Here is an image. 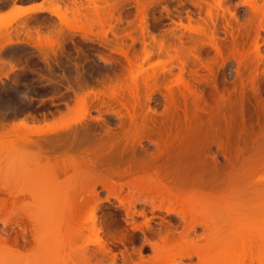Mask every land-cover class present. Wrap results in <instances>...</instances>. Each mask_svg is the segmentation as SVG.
Listing matches in <instances>:
<instances>
[{"label":"rangeland","instance_id":"374dc122","mask_svg":"<svg viewBox=\"0 0 264 264\" xmlns=\"http://www.w3.org/2000/svg\"><path fill=\"white\" fill-rule=\"evenodd\" d=\"M26 1L0 0V55L12 53L11 59H0L6 65L0 68V111L6 113L4 122L8 125L12 122L20 125L26 114H35L37 121L27 122L34 129L60 128L67 124L91 129L96 142H79L78 148L67 157L81 159L97 144L105 146L106 155H112L121 142H132L133 138L128 136L134 126L102 104L100 96L103 93L105 97L104 90L108 91L107 88L121 82L126 75L128 60L122 49L142 59L144 41L152 44L157 39V44L153 43L157 59L164 54L157 48L160 40L181 48L187 46L183 48L186 53L188 47L197 45L202 61L211 64L212 70L192 57L186 74L198 89L196 95L187 103L180 98L182 104L180 101L179 107L170 109V115L164 120L157 116L155 123L172 132L171 141L176 146L184 140L183 130L189 127L202 130L201 136L192 133L189 137L196 148L191 160L199 161L201 168L186 180L187 188L179 192L184 195L181 201L158 193L142 177L134 178L132 185L123 188L103 187L102 177L122 172L125 157L103 162L96 172L80 167L53 178L37 171V164L30 162L29 155L19 145H0V187L24 199L14 207L0 208V225L17 216L30 215L41 221L42 211L61 208L65 201L81 204L76 218L61 216L43 229L38 246L34 242L26 248L0 243V264L12 259L34 264L54 242L51 225L56 230L55 223L60 225L57 233L60 264H112L99 254L90 260L81 259L75 251L78 232L84 230L88 234L92 224L99 226L103 222L116 238H127L126 243L116 242V264H135L125 260L122 253H132L136 259L142 246L145 261L140 264H248L250 252L254 258H260L251 264H264V180L260 176L264 173V70L260 66L264 63L260 60L264 57V26L261 27V10L257 12L264 7V1L218 0L222 1L221 8L216 0H205L206 3L204 0H101L107 12L113 9V15H107L102 24L96 20L88 0H43L48 10L10 23ZM199 2L206 7H198ZM141 3L148 10L149 33L141 29L140 11L144 7ZM206 4L211 8L213 4L219 10L213 11L220 12L216 28L224 47L223 55L209 44L208 37L188 28L191 17L202 24L207 22V34L215 28L207 17ZM225 5L230 6L236 17L231 18L227 10L229 18L223 15ZM79 6L83 9L82 15L77 13ZM230 20L232 26L227 24ZM7 25L10 26L7 28ZM37 30L42 37L52 39L53 44L44 47L33 44L39 38ZM151 36L156 39L152 41ZM9 41L13 43L8 44ZM238 49L247 51L244 61L239 59ZM11 66L20 69L13 72L9 70ZM24 66L29 67L21 69ZM171 75L164 79L168 81ZM162 92H156L151 105L159 113L167 108ZM13 93L18 99L11 106H3L2 101L9 100ZM144 98L138 105V112L142 114L136 126L140 127L143 115L148 112ZM113 108L119 110L120 106ZM186 164L178 165L180 173ZM195 188L200 192L195 194ZM93 190H97L98 198L88 202L86 199ZM144 193L147 198L137 201ZM31 196L40 203H31ZM131 203L134 214L129 216L127 210ZM137 210H144L146 215L135 213ZM162 218L174 226L182 222L175 231L176 241L168 239L166 231L169 232L170 225L161 223ZM204 220L207 226L201 223ZM145 221L155 229L161 227V234L150 231ZM149 241L157 245V252L148 245ZM87 242L91 252L98 250V245L93 243L98 239L92 237ZM228 250L236 258L239 254V258L210 262L197 255L206 257L210 252L214 255ZM193 251L197 253L191 258L185 256Z\"/></svg>","mask_w":264,"mask_h":264},{"label":"bare ground","instance_id":"6f19581e","mask_svg":"<svg viewBox=\"0 0 264 264\" xmlns=\"http://www.w3.org/2000/svg\"><path fill=\"white\" fill-rule=\"evenodd\" d=\"M88 2L89 5L92 6V11L96 16V20L100 23L104 24L106 22L107 15H113V9H109L107 12V8H105L104 6L102 7L103 4H101V0H88ZM204 2L206 3L205 0ZM219 2L222 1H218V4L216 2L215 3L217 6L221 7L222 4ZM142 5L141 7H144L140 11V25L143 33H149L150 26L148 23V10L145 5ZM197 5L202 9L204 8L203 6H205H201V3H197ZM41 6L43 10L31 12L27 16H31L32 14L48 10V8L43 4L36 5L35 7L37 9H40ZM207 6V17L209 18L211 23L215 25V28L213 27V30H210L211 33L207 34L208 30L206 28L209 29V27H205V25L207 24L206 21V24H202L193 20L192 17L190 18V25L188 26V28L198 35H203V37L205 35L206 37H208L207 39L209 41V44H211V46L219 55H223L224 47L219 40L220 32L218 30V27L216 28V23L218 20L217 16L218 14H220V12L218 14L216 13V10L218 9H215L216 6H214L213 4L212 8L209 7V4ZM225 7H223V9ZM228 7L230 8V6L227 5V7L223 10L224 14H222L227 16L228 11V13L231 12L230 14H228L230 16L232 15L231 18L236 17L234 11L232 10V12L230 10L231 8L229 9ZM27 9L19 8V12L10 23L15 22L22 17H27L23 14V12ZM213 9H215L214 11L216 12H214ZM225 10L227 11L225 12ZM82 11V7L79 6L77 13L79 15H82ZM259 11L260 17L262 14V27L264 26V7H260L257 12ZM231 21L232 20H230L227 24L232 26L233 23H231ZM25 25L26 27L28 26L27 24ZM9 26L10 25H7L6 27L8 28ZM37 32L39 34V38L37 39V41H32L33 44L40 47H44L47 44H53L52 39H50L49 37H42L38 30ZM258 35H260V33ZM151 39L153 41L156 38L151 36ZM144 42V55L143 57H141L142 59H139L138 56L136 57L135 54L130 53L129 50L122 49L123 55L126 57V60H128V66L124 79H122L121 82L118 81V84L107 88L108 91L104 90V92H107L105 94V97L103 93L102 95L99 94L100 96H102V99L99 98L102 100V104L109 106L111 109L115 110L116 114L122 121L130 122L131 125L134 126V129H129L130 136H128L129 138H133L132 142H121L112 155H106L104 153L105 146L101 144H94L95 146H92L89 150H87L85 152V155H82L81 159L75 156L67 157L70 152H72L75 148H78L76 147V144L80 145L81 143L79 142H96V138L94 137L91 129L83 130L82 128L78 127L73 128L70 124L64 125L60 128L34 129L30 127L27 122L37 121L38 117L35 114H26L24 116L25 121H22L20 125H17L13 122L8 125L6 122H4L6 113L0 111V145L13 143L19 145L18 147L23 148V150L26 151L27 155H29L30 162L37 164V171L46 172V174L53 178H57L61 174H67L70 169L79 170L80 167H85L88 171L96 172L97 166L102 165L103 162H110L112 159L115 160L121 157H125L126 164L122 169V172H116V174L114 172V174H109L102 177L101 183L103 187H105L106 189H116L117 187L123 188L124 186L132 185L135 182L132 181L134 178L142 177L148 183V186H152L158 193H161L163 196L167 197L170 200L181 201L184 195L179 192L187 188V184L185 183L186 180L188 178H193L192 175L201 168V163L199 161L194 159L191 160V154L196 148L194 147V144L192 146L189 137L192 133H194L195 136H201L202 130L189 129L192 127L183 130L182 135L184 137V140L182 142L180 141L179 145L176 146L171 141L172 132L170 130H167L166 128L157 126V124L155 123L158 118L157 116H160V118L164 120L170 115V109L179 107L178 105H180V101L182 104V100L180 98L184 99L183 103H187L190 97L196 95L198 89L195 86L194 82L186 74L192 57L196 60L198 59V61L200 60L203 67L206 69L212 70V66L211 64L202 61V52L199 47V49L197 48V45L188 47L189 49L187 48L188 51L186 53L183 48H186L187 46L184 47L183 45V47L181 48L180 46L178 47V45L174 46L170 44L168 41L166 42L160 40L158 42L159 47L157 45L156 46L158 49L160 48V51L162 50L165 55L161 54L163 58L157 56L158 58L155 59V49L153 43L157 44V39L155 40L156 43L153 41L152 44H150L148 41ZM12 43L13 41L8 42V44ZM237 51L239 53V59L241 61H244L247 57L245 56V52L247 53V51H242V49H238ZM163 55L166 57H164ZM263 58L264 57L261 56V62H264ZM263 65L264 63L260 65L262 70H264ZM5 66L6 65L4 62L0 63V68H3ZM15 67L17 69H20L18 66ZM25 67L28 68L29 66H24L21 69L25 70ZM175 67L178 69V71L176 72ZM167 73L170 75L172 74L171 78H167L168 81L164 79L166 78L165 76L168 75ZM163 74L165 75L164 78L162 77ZM160 80H162L163 82L161 83ZM13 82H16L17 84L18 80L14 79ZM143 89L145 92L143 91ZM159 91H163L162 93L164 94L167 103L166 110L160 113L157 111V109L155 110L154 107L151 106L153 100H155L156 92L158 93ZM142 92H144L145 95H141L143 94ZM143 96H145L144 99L148 108V112L143 115V125L140 127L136 126V121L139 119V117H141L142 114L141 112H138V107L140 106L139 103L143 99ZM16 99H18V96L17 94L13 93L11 94V98L7 101H2V104L3 106H11L12 104H14L13 101H16ZM116 105L120 106L119 110L113 108V106L116 107ZM181 162L187 163L185 169L183 170V173H180L178 171V165H180ZM114 168L117 169V167ZM260 176L261 179L264 180V173H261ZM257 185L260 186L259 183ZM194 191L195 194L200 192V190L197 188H195ZM176 192L178 195L176 194ZM89 194L90 195H88L86 199L88 200V202L90 200L98 198L97 190H93V192ZM31 197L33 198L31 203L37 205L40 203L37 199H35L36 197ZM141 198L146 199V194L144 193L142 197H138L137 201H140ZM23 201L24 199H21L18 194L12 192L7 188L0 187V208H7L8 206L14 207L18 205V203H21ZM132 206V203L129 204L127 210V214L129 216L131 214H134L131 213ZM80 207L81 204H79L78 201H65L61 208L52 207L51 211H42L41 221L38 217H32L30 215L17 216L14 220H4L3 224L0 225V243L5 245H7L8 243H12L14 247L26 248L32 242H34L38 246L39 244H41V232L43 231V229H45L50 223H52L53 220L56 221L57 218L60 219L61 216L62 218L66 219L76 218L77 214L80 211ZM135 213H139L144 216L146 215L144 210L140 212L137 210ZM161 220V223L170 225V227L168 228L169 232L166 231V233H169L168 239L176 241L177 238L175 237V231L178 230L177 228L182 224V222H178L174 226V224L166 221L164 218H162ZM201 223L204 224V226H207V221L204 220ZM146 225L150 231L161 234V227L155 229L150 225L149 222H147ZM59 226L60 225H57L55 223V230L54 225H51V239L53 235L55 240L54 242H52L50 249L44 255L35 260L34 264H60V247L57 240ZM89 231L90 232L88 234L85 233L84 230L78 232L77 242L74 243L77 255L81 259L90 260L92 257L99 254L102 258H108V260L112 264H116V242L126 243V236L116 238L111 232L110 227L105 222H103L99 226L92 224ZM92 237L98 239V242H93L99 247L95 252H91L88 248L90 242L87 241ZM83 242H87L85 246H82ZM147 243L154 251L157 252V245H155L154 242L149 241ZM128 253H122L125 260L135 262V264H140L145 261L143 246L138 250V254L135 253L137 256V260L133 258L135 256L132 257V253ZM194 253L197 252H187L185 256L191 258ZM1 254L2 253L0 252V255ZM197 255L198 258H205L210 262H221L223 260L233 261L235 259H238L240 256L238 254L236 258L235 253L229 250L214 255H212L210 252L206 255V257L204 254L197 253ZM249 255L250 258H248L247 260L248 264H251V261H254V259H260L259 257L254 258V254L251 256V252L249 253ZM4 264H22V262L17 261L16 259H12ZM24 264L29 263L24 262Z\"/></svg>","mask_w":264,"mask_h":264},{"label":"snow or ice","instance_id":"6c2138e0","mask_svg":"<svg viewBox=\"0 0 264 264\" xmlns=\"http://www.w3.org/2000/svg\"><path fill=\"white\" fill-rule=\"evenodd\" d=\"M249 6H250V5H249ZM14 10H15V9H14ZM40 10H43V9H42V6H41L40 9H37V8L33 5V6H29V8H28L26 11H24L23 14H24L25 16H27V15H28L29 13H31V12H36V11H40ZM33 19H40V18H39V17H33ZM11 56H12V53H10V52H3L2 55H0V59H4L5 61H7V60L11 59ZM9 70H10V71H13V72L18 71V69H17L15 66L11 67ZM145 223H147V221H145Z\"/></svg>","mask_w":264,"mask_h":264},{"label":"crops","instance_id":"0c3cea01","mask_svg":"<svg viewBox=\"0 0 264 264\" xmlns=\"http://www.w3.org/2000/svg\"><path fill=\"white\" fill-rule=\"evenodd\" d=\"M43 4L46 6V3L43 0H28L26 2H24V4L22 5L23 8H29V6H36V5H40Z\"/></svg>","mask_w":264,"mask_h":264}]
</instances>
